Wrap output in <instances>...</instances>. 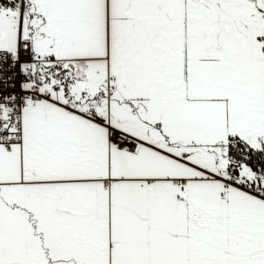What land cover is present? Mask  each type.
Listing matches in <instances>:
<instances>
[{"label":"snow or ice","instance_id":"1","mask_svg":"<svg viewBox=\"0 0 264 264\" xmlns=\"http://www.w3.org/2000/svg\"><path fill=\"white\" fill-rule=\"evenodd\" d=\"M0 264H264V0H0Z\"/></svg>","mask_w":264,"mask_h":264}]
</instances>
